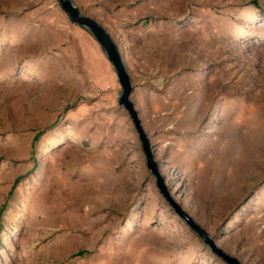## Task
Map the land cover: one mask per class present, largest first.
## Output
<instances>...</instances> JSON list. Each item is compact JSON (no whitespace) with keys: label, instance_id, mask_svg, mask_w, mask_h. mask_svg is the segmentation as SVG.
I'll return each mask as SVG.
<instances>
[{"label":"rangeland","instance_id":"1","mask_svg":"<svg viewBox=\"0 0 264 264\" xmlns=\"http://www.w3.org/2000/svg\"><path fill=\"white\" fill-rule=\"evenodd\" d=\"M70 1L118 48L172 199L264 264V0ZM120 92L57 0H0V264H225L159 194Z\"/></svg>","mask_w":264,"mask_h":264},{"label":"water","instance_id":"2","mask_svg":"<svg viewBox=\"0 0 264 264\" xmlns=\"http://www.w3.org/2000/svg\"><path fill=\"white\" fill-rule=\"evenodd\" d=\"M61 9L66 13L69 20L77 25L78 27L87 31L90 36L96 41L99 47L103 50L107 61L113 67L116 75L117 82L120 86V96L117 100L119 106H121L129 116L134 129L137 133L138 139L141 143V148L145 156V165L147 170L155 179V185L171 208V210L184 222V224L200 239V241L209 249V251L215 255L220 261L225 264H240V262L216 247L214 241L209 237L204 229H202L198 224H196L192 218L185 213L181 207L172 199L167 191L164 184V178L160 175L158 170V165L154 161L149 140L140 124L138 114L134 109V105L130 101V95L132 93V85L130 77L126 71L123 64L121 55L118 48L111 40L108 33L94 20L81 15L79 9L73 5L70 0H57Z\"/></svg>","mask_w":264,"mask_h":264},{"label":"bare ground","instance_id":"3","mask_svg":"<svg viewBox=\"0 0 264 264\" xmlns=\"http://www.w3.org/2000/svg\"><path fill=\"white\" fill-rule=\"evenodd\" d=\"M249 142V141H248ZM248 147V146H247ZM249 155H250V153H249Z\"/></svg>","mask_w":264,"mask_h":264}]
</instances>
